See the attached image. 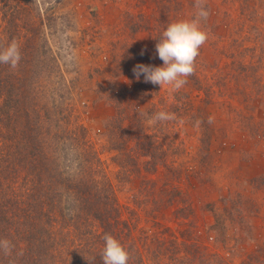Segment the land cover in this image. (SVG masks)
<instances>
[{
  "label": "rangeland",
  "instance_id": "1",
  "mask_svg": "<svg viewBox=\"0 0 264 264\" xmlns=\"http://www.w3.org/2000/svg\"><path fill=\"white\" fill-rule=\"evenodd\" d=\"M200 6L207 39L187 83L137 80V64L162 65L167 25ZM12 42L17 66L0 64V264L92 250L98 221L82 237L72 200L63 225L55 211L80 177L112 197L91 204L116 206L143 264H264V0H0V50ZM160 111L174 118L154 122Z\"/></svg>",
  "mask_w": 264,
  "mask_h": 264
},
{
  "label": "clouds",
  "instance_id": "2",
  "mask_svg": "<svg viewBox=\"0 0 264 264\" xmlns=\"http://www.w3.org/2000/svg\"><path fill=\"white\" fill-rule=\"evenodd\" d=\"M208 12L200 6L192 20H180L167 25L157 38L155 45L158 57L163 61L161 66L137 64L133 68L137 80L141 75L145 82L153 85H169L177 91L187 83L194 71V61L199 54L200 46L206 41L207 34L200 27V20L206 19ZM20 60L19 46L16 42L0 50V64L16 67ZM174 114L164 111L153 114L154 122L167 121ZM104 246L101 253L103 264H128L129 253L119 240L111 234L104 235ZM0 247L9 248L6 240L0 241Z\"/></svg>",
  "mask_w": 264,
  "mask_h": 264
},
{
  "label": "trees",
  "instance_id": "3",
  "mask_svg": "<svg viewBox=\"0 0 264 264\" xmlns=\"http://www.w3.org/2000/svg\"><path fill=\"white\" fill-rule=\"evenodd\" d=\"M80 178L82 179V182H84V177H80ZM82 182L80 180L77 181L76 183H73L72 191H68L67 194L65 193V195L63 192L62 194H60L55 209V211L57 210V212L59 213L57 217L60 216V224L63 225L65 222L63 215V207L61 208L62 203L64 202V200H72L75 205L74 208L76 207L74 220L75 222L76 221L78 222V225L80 227L78 235L83 237L87 233V232L84 233L83 231L91 226V219L98 221L99 227L102 229V231L96 234L94 233L88 234L89 236H92L91 239L92 250L88 248V244L86 245L78 244L73 249H69V247L66 249L64 248V246H62L61 248L62 251L61 250L58 251L61 258L60 264H92L93 262L91 260V255L93 256L95 255L97 258L101 256L102 249L104 246L103 238L105 234H111L114 238L119 240L120 243L125 247L124 242H121L123 241V238L119 237L120 235H122V233H117L122 231L119 230L120 213L119 210L116 209V206L110 209H104L100 206H96V204H91L95 202L101 204L104 207L107 204L108 200H112V197H105V196L101 197L102 193L101 192L99 193L98 191L97 194L96 193L94 194L95 192L94 190H96L94 184L96 183L91 182L89 180L85 181L84 183ZM92 199H94V202L92 201ZM98 208L99 209L102 208V210L100 211ZM74 230H76L75 227ZM63 232H68L70 233L68 235H72V230L70 229H67L65 231L62 230V235H61L62 239L64 238V236H68V235H64ZM65 246H68V244H66ZM131 248L135 249L133 244L131 245ZM126 250L129 253L128 264H133L134 257L138 259L137 264H143L142 258L137 257L136 250H135L136 253L134 252L136 256L132 255L129 252L128 248H126ZM98 261L99 263L102 262L103 264L101 258L98 259Z\"/></svg>",
  "mask_w": 264,
  "mask_h": 264
}]
</instances>
